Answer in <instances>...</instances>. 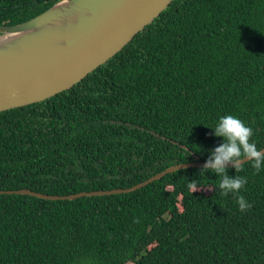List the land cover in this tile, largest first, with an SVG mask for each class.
<instances>
[{
  "label": "trees",
  "instance_id": "16d2710c",
  "mask_svg": "<svg viewBox=\"0 0 264 264\" xmlns=\"http://www.w3.org/2000/svg\"><path fill=\"white\" fill-rule=\"evenodd\" d=\"M57 1L0 0V25ZM225 114L264 148V0H173L81 82L0 112V191L133 187L205 162L222 142L208 127ZM202 168L110 196L0 194V264H264V170L228 167L248 181L241 212Z\"/></svg>",
  "mask_w": 264,
  "mask_h": 264
},
{
  "label": "water",
  "instance_id": "95a60500",
  "mask_svg": "<svg viewBox=\"0 0 264 264\" xmlns=\"http://www.w3.org/2000/svg\"><path fill=\"white\" fill-rule=\"evenodd\" d=\"M172 1L58 0L29 21L12 26L1 24L0 112L44 101L81 82L122 51ZM204 163L199 160L181 163L125 189L83 191L72 195H48L20 189L0 191V194L30 195L46 200L124 194L167 173L203 167Z\"/></svg>",
  "mask_w": 264,
  "mask_h": 264
},
{
  "label": "clouds",
  "instance_id": "9594fccd",
  "mask_svg": "<svg viewBox=\"0 0 264 264\" xmlns=\"http://www.w3.org/2000/svg\"><path fill=\"white\" fill-rule=\"evenodd\" d=\"M208 128L212 129L215 137L222 138V142L209 150V156L199 175L214 174L219 181V194L232 195L239 210L246 211L252 205L240 192L247 184V178L242 175H229L228 165L237 172L243 165L250 163L256 172H260L264 170V150L257 147L253 139V128L233 114L221 115L214 126ZM189 187L193 188L194 192L201 188L197 180L190 181Z\"/></svg>",
  "mask_w": 264,
  "mask_h": 264
},
{
  "label": "rangeland",
  "instance_id": "374dc122",
  "mask_svg": "<svg viewBox=\"0 0 264 264\" xmlns=\"http://www.w3.org/2000/svg\"><path fill=\"white\" fill-rule=\"evenodd\" d=\"M206 192L209 193L210 192V189H207Z\"/></svg>",
  "mask_w": 264,
  "mask_h": 264
}]
</instances>
